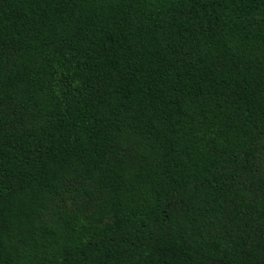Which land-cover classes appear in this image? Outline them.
I'll return each mask as SVG.
<instances>
[{
    "label": "trees",
    "instance_id": "trees-1",
    "mask_svg": "<svg viewBox=\"0 0 264 264\" xmlns=\"http://www.w3.org/2000/svg\"><path fill=\"white\" fill-rule=\"evenodd\" d=\"M0 264H264V0H0Z\"/></svg>",
    "mask_w": 264,
    "mask_h": 264
}]
</instances>
